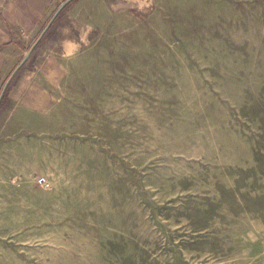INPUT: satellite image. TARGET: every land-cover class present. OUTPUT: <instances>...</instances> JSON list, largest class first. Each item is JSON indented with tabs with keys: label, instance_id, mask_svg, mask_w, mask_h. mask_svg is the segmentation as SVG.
Listing matches in <instances>:
<instances>
[{
	"label": "rangeland",
	"instance_id": "374dc122",
	"mask_svg": "<svg viewBox=\"0 0 264 264\" xmlns=\"http://www.w3.org/2000/svg\"><path fill=\"white\" fill-rule=\"evenodd\" d=\"M148 4L0 50V264H264V0Z\"/></svg>",
	"mask_w": 264,
	"mask_h": 264
},
{
	"label": "crops",
	"instance_id": "0c3cea01",
	"mask_svg": "<svg viewBox=\"0 0 264 264\" xmlns=\"http://www.w3.org/2000/svg\"><path fill=\"white\" fill-rule=\"evenodd\" d=\"M63 1L65 0H0V45H3L0 50L5 46L16 48V45H20L15 43L16 31L26 35L36 33L53 5L58 2L59 7ZM0 54L5 56V49ZM1 75L4 74H0V84Z\"/></svg>",
	"mask_w": 264,
	"mask_h": 264
},
{
	"label": "clouds",
	"instance_id": "9594fccd",
	"mask_svg": "<svg viewBox=\"0 0 264 264\" xmlns=\"http://www.w3.org/2000/svg\"><path fill=\"white\" fill-rule=\"evenodd\" d=\"M134 2L136 5H138V10L140 11H143L145 7L149 6L148 0H134ZM88 37H89V32H85L80 36L79 42L72 40H65L63 42L64 55L66 57H71L75 53V51L79 49L81 44L86 45L89 42Z\"/></svg>",
	"mask_w": 264,
	"mask_h": 264
},
{
	"label": "water",
	"instance_id": "95a60500",
	"mask_svg": "<svg viewBox=\"0 0 264 264\" xmlns=\"http://www.w3.org/2000/svg\"><path fill=\"white\" fill-rule=\"evenodd\" d=\"M71 0H65L63 1L59 7L56 9L55 13L53 14V16L51 17V19L49 20V22L47 23V25L45 26V28L41 31L39 37H38V40L42 38V36L44 35V33L46 32V30L49 28L50 24L52 23V21L55 19V17L57 16V14L64 8V6L70 2ZM38 40L35 42V44L38 42ZM34 46V45H33ZM33 46L31 47V49L29 50L28 54L31 52ZM27 54V56H28ZM26 56V57H27ZM23 62V61H22ZM22 62L16 67V69L13 71V73L11 74V76L8 78V80L6 81V83L4 84L2 90H1V93H0V101L2 99V96L6 90V87L8 85V83L10 82L12 76L14 75V73L16 72V70L21 66Z\"/></svg>",
	"mask_w": 264,
	"mask_h": 264
},
{
	"label": "built area",
	"instance_id": "2783aa9c",
	"mask_svg": "<svg viewBox=\"0 0 264 264\" xmlns=\"http://www.w3.org/2000/svg\"><path fill=\"white\" fill-rule=\"evenodd\" d=\"M37 183L44 188H48L50 186V181L46 176L38 177Z\"/></svg>",
	"mask_w": 264,
	"mask_h": 264
},
{
	"label": "trees",
	"instance_id": "16d2710c",
	"mask_svg": "<svg viewBox=\"0 0 264 264\" xmlns=\"http://www.w3.org/2000/svg\"><path fill=\"white\" fill-rule=\"evenodd\" d=\"M5 94H6V91H5L4 94H3L2 100H3L4 98H6V95H5ZM2 100H1V101H2Z\"/></svg>",
	"mask_w": 264,
	"mask_h": 264
}]
</instances>
